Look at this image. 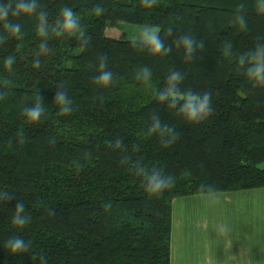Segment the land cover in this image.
I'll use <instances>...</instances> for the list:
<instances>
[{"label": "trees", "instance_id": "16d2710c", "mask_svg": "<svg viewBox=\"0 0 264 264\" xmlns=\"http://www.w3.org/2000/svg\"><path fill=\"white\" fill-rule=\"evenodd\" d=\"M260 7L264 0H0V264H170L174 198L264 188V85L247 75L252 57L264 56ZM65 8L76 30L65 28ZM120 22L158 27L171 50L133 45ZM184 36L194 38L190 53ZM103 71L112 83L98 82ZM173 71L182 82L169 80ZM173 86L210 93L209 116L190 122L183 99H157ZM37 107L32 121L25 110ZM153 173L174 186L148 193ZM18 202L23 226L12 222ZM12 237L28 248L13 253Z\"/></svg>", "mask_w": 264, "mask_h": 264}, {"label": "crops", "instance_id": "0c3cea01", "mask_svg": "<svg viewBox=\"0 0 264 264\" xmlns=\"http://www.w3.org/2000/svg\"><path fill=\"white\" fill-rule=\"evenodd\" d=\"M170 264H264V188L174 198Z\"/></svg>", "mask_w": 264, "mask_h": 264}, {"label": "clouds", "instance_id": "9594fccd", "mask_svg": "<svg viewBox=\"0 0 264 264\" xmlns=\"http://www.w3.org/2000/svg\"><path fill=\"white\" fill-rule=\"evenodd\" d=\"M143 3H148L149 0H142ZM151 3H155V0H150ZM26 9L30 8L31 6H24ZM239 8H243V5H239ZM260 9L264 11V8ZM104 9L97 6L94 10L96 15H101ZM63 16L65 18L64 25L67 30H76L78 28L77 18L73 13L72 9L65 8L63 9ZM237 20L239 21V25L241 27H246V22L243 15H238ZM15 31H19V25L15 26ZM160 29L158 27H145L143 32L141 33L142 39H140V43H146L149 45V49L153 54H160L163 52L165 55L171 50L170 48H165L163 41L160 39L159 36ZM171 34V28H168L165 32V35ZM183 41L186 50L190 53L193 48L194 38L191 36H184L181 38ZM133 45L137 44V39L133 38L132 40ZM201 47L202 42H201ZM42 48L46 49V45H41ZM106 60L107 57L104 58L105 62L101 63V68L106 67ZM252 60L254 61L253 65L247 69V75L249 79L254 83V85H264V56H253ZM8 65H11V59L6 61ZM36 66H39V62L37 61ZM146 76H150L151 72L150 69L145 67L143 69ZM170 81H175L177 83L182 82L183 75L179 71H173L169 77ZM98 82L104 85H108L112 83V73L111 71H103L101 75L98 77ZM172 96V102L170 107H176L178 100L183 99L185 103L180 106L179 113L182 114L188 121L190 122H200L206 119L211 113L212 109L209 106L210 103V93L202 94V98L200 94H193L192 92L181 93L179 92L175 86L168 88L166 91L159 93L157 99L160 101L168 100L169 96ZM57 101L60 103L64 102V95L60 93L57 95ZM69 109H62V114H68ZM25 114L30 118L32 121L39 120L41 116V110L39 107L34 109H26ZM155 128L159 127V123H157ZM174 186V178L169 176L165 178L164 176L160 175L159 173H153L148 178V183L146 187V191L150 194H160L163 193L165 190H168ZM204 186H201V191H203ZM110 207V205H108ZM24 211V204L17 203L15 206V215L13 217V224L18 226H23L28 223L26 218H21L19 213ZM6 246L11 249L13 253L24 251L28 248L25 244L24 240L19 237H12L6 242Z\"/></svg>", "mask_w": 264, "mask_h": 264}, {"label": "rangeland", "instance_id": "374dc122", "mask_svg": "<svg viewBox=\"0 0 264 264\" xmlns=\"http://www.w3.org/2000/svg\"><path fill=\"white\" fill-rule=\"evenodd\" d=\"M119 25L127 39L133 40V38H136L137 41H140V39H142L141 33L146 27V26H141V25L129 24L126 22H120Z\"/></svg>", "mask_w": 264, "mask_h": 264}]
</instances>
